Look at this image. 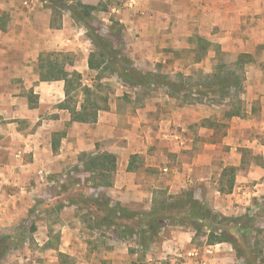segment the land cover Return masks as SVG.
<instances>
[{"label": "crops", "instance_id": "crops-1", "mask_svg": "<svg viewBox=\"0 0 264 264\" xmlns=\"http://www.w3.org/2000/svg\"><path fill=\"white\" fill-rule=\"evenodd\" d=\"M35 1L0 0V234L9 236L10 242L6 254L10 258L0 257V264H87V251L98 255L97 264H130L129 247L141 250L136 241L118 238L113 227L94 226L91 229L106 234L102 230L112 229L110 237L96 241L100 250L96 254L84 236L89 228L85 221L88 210L61 198L62 194L53 197L55 191L47 192L71 178L77 184L87 181L90 170L85 164L90 155L107 152L116 158L112 185L96 182L89 189L96 191L94 197H107L110 204L131 209L152 202L153 193L160 189L177 193L186 183L202 186L216 161L223 162L221 169L233 166L237 171L246 146L238 149L247 142L262 157V167L253 164L247 175L236 176L231 192L225 194L242 203L247 196L261 193L262 186L255 179L264 170V51H258L260 47L264 50V0H122L118 9L111 7L119 35L122 33L119 48L132 62L137 58L172 62L170 52L180 48L195 54L192 66L196 68L189 71L176 66L172 75L153 71L168 80H178L177 75L182 74L193 82L199 73L211 74L215 64L202 71L198 67L205 58L212 61L219 51L232 64L240 56H248L240 67L241 115L227 119L221 141L204 140L203 149L187 160L182 157L196 138L187 128L207 121L204 108L216 105L208 98L175 105L182 93L173 97L163 87L149 90L161 91V103L154 102L158 95L152 96L153 102L150 96L144 106L116 100L99 110L92 122L70 121V113L62 106L64 79L40 80V57L47 54L40 51L82 52L81 66L75 55L63 59L62 76L83 75L90 70L87 59L91 50L81 44L90 45V41L81 37L83 26L69 14L61 27L50 28V10ZM197 37L209 44L195 62ZM199 128L204 137L215 134V128L208 125ZM251 179L255 181L252 189L246 184ZM31 220L32 226L27 228ZM176 234L165 238L162 248L177 252L191 244L188 231ZM196 252L193 249L188 254ZM201 252L210 254L209 264H229L233 255L226 243L206 245ZM166 253H146L144 259L147 264H166L162 261ZM64 259L70 262L64 263Z\"/></svg>", "mask_w": 264, "mask_h": 264}, {"label": "rangeland", "instance_id": "rangeland-1", "mask_svg": "<svg viewBox=\"0 0 264 264\" xmlns=\"http://www.w3.org/2000/svg\"><path fill=\"white\" fill-rule=\"evenodd\" d=\"M24 1H34L35 0H24ZM38 4L42 6V8L49 9L51 12V17L53 18V24L56 26V28L53 29H58V27H61L62 25V20L64 17L66 18V15L69 14L67 11H64L62 9H57L53 10L51 8V5L47 0H37ZM83 3L87 4H92V5H97L98 10L94 11L91 16V23L94 28L97 29L100 35L105 36L109 38L116 47H119L120 45V37L122 38V33L121 36L119 34H114L110 32L115 30L117 28V25L115 24V20L113 19V15L111 13V7H115V9H118L121 5H123L122 0H83ZM115 21V22H114ZM78 26H81L77 24ZM76 28V27H75ZM113 30H112V29ZM83 30L85 31V28L83 27ZM74 33V31H72ZM120 36V37H119ZM83 39H88L86 34L84 33V37L81 36ZM198 38V37H197ZM82 39V40H83ZM89 40V39H88ZM194 42H196L195 38H192ZM90 41V40H89ZM191 45V44H190ZM196 46V53L198 52V55H200L203 51H201L200 47L198 46L197 42L195 44ZM82 48L85 46L86 48L92 49V44L90 41V45H87L86 42L85 44H81ZM89 46V47H88ZM215 50H217L216 46L213 47ZM190 49H185V48H180L178 50L170 52V55L172 58L171 61H166L165 63H159L158 61H151V60H144L137 58L136 60H133L132 64L129 67H132L134 69L139 70L140 72H152L154 70H160L162 72H168L169 75L172 70H175V68H181L185 71H189L193 68V58L194 55ZM258 51H264L263 47H260ZM41 53H60L57 57L59 60L66 59L68 56H73L75 58L76 63L81 66L82 62V52L78 53H65V52H60V51H47L43 50L40 51ZM65 56V57H63ZM258 56V55H257ZM45 57V55L43 56ZM63 57V58H62ZM262 57V56H261ZM259 58V57H258ZM248 59V56H243L242 61H245ZM171 62V63H170ZM218 62H223L226 64H232L228 62H232V59L226 57L224 54H222L219 51V55H217L212 61L206 60V58L203 60L202 65L198 67V70H203V68H208L209 66H213L214 64L216 65ZM214 65V66H215ZM174 66H176L174 68ZM193 67V68H192ZM232 67V66H231ZM233 68V67H232ZM240 67L237 68V71L240 74ZM157 72V71H155ZM199 73V72H198ZM157 74V73H155ZM81 82L85 85L91 86L93 90V94L96 95L94 97L91 95V100L89 102H97L101 107L106 106L108 107L109 104L114 103L116 100H122L125 104H129L130 102L133 103L135 106H144L145 101L150 97L151 101L154 100L152 99V96L158 95L157 99L154 100L155 103H161L162 101H159L158 99H161V91H146L143 90L140 87H132V86H127L126 84H122L121 81L114 75H108L104 74L102 79L98 78V71H93V70H88L81 75ZM187 81V80H186ZM190 82V81H189ZM157 88H163V87H157ZM160 95V96H159ZM72 100L77 101L78 103L82 101L83 96L79 93L78 90H73L71 92ZM193 99L199 100L198 96L195 94L192 95ZM206 98H202L201 100H204ZM188 98L186 100L179 98L176 100V103H173L175 105H180L182 103H186ZM153 102V101H152ZM188 105V104H185ZM228 104L222 103L219 105H216L214 107H211L209 109L204 108V112L208 113V118L207 121L201 120L198 124L195 125H190V127L187 128L188 133H191V136H195L196 138L193 140V148L188 152L187 154L183 155V159L187 160L190 157L194 156V154L197 153V151L203 149V141L208 140V141H215L219 140L221 141V137L223 132L225 131V127H223V124L227 122V118L224 117L225 111L228 109ZM152 114H154L152 112ZM214 124L213 128H215V134L211 137H204L202 134V131L200 130L199 127L201 125H210ZM201 132V133H199ZM199 134V135H197ZM243 146H246L244 150L246 152L243 153V163L239 165L238 170L235 173V178L238 176L241 178L244 175H247L248 171L252 167L253 164L257 165H262V157L258 153V151L254 148H248V143H242V146L238 149L243 150ZM220 149H224V147H220ZM168 167L169 164L166 163ZM213 173L211 174L210 178L206 182H202V186H197L195 184L191 183H186V186L184 189L179 190L177 193H172V192H167L166 190L160 189L157 190L153 193L152 196V202H147L145 204H142L139 207H131L130 210H137L140 214H144L145 216L148 215L150 217L156 216L160 214V209H159V202L161 203L163 200H167V197H173V198H182L184 199L183 209L180 211L175 210V216H179V218H182L184 220H192L189 219L191 217V204L187 201V197L185 196V192L189 193L191 192L193 197L202 201L203 203H206L209 208L213 212L219 213L222 216H225L227 218L230 217H239L243 215H249L254 218V223H255V230H253L250 234H248L245 238H241L239 234L236 231V227L234 225V222L231 221H221V224L218 225L219 228H225L228 234L230 235V238L233 240V245L230 243H226L231 246V252H232V258L229 262V264H264V170H260L259 172L261 175H258L256 177V182L260 183L262 186V191L258 196H247L245 201L240 203L239 201H236L235 198L231 199V195L225 194V193H220L218 189L220 187H224L226 189V179L223 178V181L220 182V174H221V168L223 167V162L216 161L215 164L213 165ZM262 167V166H260ZM96 164L91 163L90 164V175L88 178V182L84 181L83 184L80 182V184H77V181L73 178L68 180L62 187H57L55 190L52 188L51 190L47 191L48 194L54 193V196L61 195V198L67 199L68 201H75L77 202V205L80 207H85L88 210V217L85 220L86 223L88 224L89 228L88 230L85 231L84 236L89 240V243H92V247L94 251H96V254H99L100 250L97 249L96 246L99 244L97 242H103L104 239H102L103 236L105 238L110 237L109 234L112 231V229L105 228L102 230L103 232L106 231V233H102L99 229H91V227H94L93 224L94 222L97 221L101 216L105 215L106 206H96L95 203H90L88 202L87 199L92 198L94 200L97 197H94L96 191H90L89 189L94 186L96 182L99 181V177L96 176ZM95 169V170H94ZM94 172V173H93ZM169 175V172H166ZM190 177V176H189ZM96 180V181H95ZM242 184H245L244 181H241ZM253 182L254 179L246 184L247 186L252 189L253 187ZM187 190V191H186ZM189 191V192H188ZM182 196V197H181ZM52 197V198H53ZM55 200H59L56 198ZM155 202V204H153ZM101 202H104V197ZM48 204L47 202H45ZM54 203V202H51ZM57 205V204H56ZM89 207V208H88ZM108 220L110 218L108 217ZM144 219L138 216V214L135 216V218L132 219H122L119 221L122 224H128L129 226L133 228H139L141 222ZM167 220H165V226L162 228L160 234L154 239V241L149 244L146 250H135L133 247H129V255L132 258L130 261V264H147L145 259H144V254L150 253L151 255H154L158 250L167 252L166 257L162 259L163 262H167L166 264H209L206 261L208 259V256L210 255L209 253H203L201 250L206 246L204 244L205 242V237L199 236L196 239L192 240L194 236V231L190 227H185L182 226L181 224H171ZM32 220L28 222L26 225L27 228H30L32 226ZM208 223V222H206ZM178 231H188L191 235V244L187 245L185 247H182L179 249V251H175L174 249H169V248H162L161 243L164 241L165 238H169L171 236L177 235L176 233ZM207 233V230L204 229V234ZM27 238L29 237L28 235L26 236ZM20 238V237H19ZM130 243L133 241H137L136 237H132L129 239ZM97 241V242H96ZM181 242V241H180ZM88 243V245H89ZM96 244V245H95ZM140 247V246H138ZM88 248V247H87ZM90 248V249H91ZM193 249L197 250L193 255H189V251H193ZM201 249V250H200ZM88 250V249H87ZM136 251V252H135ZM23 252H25L23 250ZM88 254L85 256V261L87 264H97L98 262V255L93 256L91 253L89 254V251H87ZM217 252V251H214ZM9 254V253H8ZM7 254V255H8ZM13 254V252H12ZM16 254V252L14 253ZM136 254V255H135ZM206 254L207 257H206ZM3 256L2 259L7 261L9 256ZM135 255V256H134ZM92 259V260H91ZM70 259H64V263H69ZM203 262V263H202ZM2 263V262H0ZM105 264V263H104ZM212 264V263H211ZM224 264V263H223Z\"/></svg>", "mask_w": 264, "mask_h": 264}, {"label": "trees", "instance_id": "trees-1", "mask_svg": "<svg viewBox=\"0 0 264 264\" xmlns=\"http://www.w3.org/2000/svg\"><path fill=\"white\" fill-rule=\"evenodd\" d=\"M47 1L51 5L52 11L57 9L67 11L76 24L85 28V34L92 44V49L87 59L88 67L90 70L98 71L99 79H102L104 74L115 75L127 86L140 87L146 91L156 89L158 86L166 87L171 96L178 98L179 94L182 93L183 99L186 100L188 98L187 101L189 103L193 100H197L192 98L194 94L199 97V100L208 98L214 105H219L226 101L228 109L224 113L225 118L228 119L232 116L241 115L242 101L239 95L242 91L243 79L241 74L237 71V68L242 67V57L246 55L240 56L234 64L218 62L214 66V71L211 74L202 75L199 73L200 77L193 82L186 81L182 74L177 75L178 80H168L162 75L151 72H140L137 69L129 67L132 61L119 47H116L109 38L100 35L97 29L93 27L91 16L94 11L98 10L97 5L83 3V0ZM50 28H56L53 24V18L50 22ZM110 32L112 35L114 34L113 32H115L114 35L119 34L120 27L115 28L113 31L110 30ZM197 44L204 53L209 43L198 38ZM59 54L60 53L52 52L47 53L45 57H40V80L52 81L63 78L65 81V100L62 106L70 113V121H94L97 112L106 109V106L101 107L97 102H89V100H91V95L94 97H96V95L93 94L91 86L81 82L82 76L79 73L73 72L70 77L62 76L63 59L59 60L55 58ZM201 55H198V52L196 53L195 62L201 60ZM73 90H78L83 96L81 102L78 103L72 100L71 92H73ZM208 126L213 127L214 124L211 123ZM223 127H226V123L223 124ZM91 163L97 166L96 176L99 177L97 184L106 186L112 185L113 171L116 163L115 155L107 152L90 155L87 157L85 164L89 170ZM235 172L236 168L233 166H226L221 170L220 182L223 181V178L226 179V189L220 187L218 189L220 193L231 192L234 186ZM185 196L192 207L191 217L189 218L192 219L191 221L175 216V210L178 212L183 209L182 203H184L185 198L182 200V198L167 197V200L158 203L160 214L152 217L140 214L137 210H130L121 206L119 203L110 204L107 197H105L104 202H101L103 197L101 200H97L96 198L94 200H92V198L87 200L90 203H95L96 206L101 205L107 207L105 215L95 221L93 226L97 227L103 225L113 227L116 236L123 240L136 237V243L143 251L146 250L148 248L147 246L160 234L162 228L165 226V220L171 224H181L182 226L190 227L194 231L192 240L199 236H203L205 237V245H214L218 243H230L233 245V240L230 238L226 229L218 227L221 221L228 220L234 222L236 231L242 239L255 230L254 218L249 215L227 218L219 213L215 214L206 203L194 198L191 192H185ZM155 202L156 201H154L153 204H155ZM137 214L144 219L137 229L128 224L119 222L122 219L135 218ZM108 217L110 220H108ZM204 229L207 230L205 234ZM9 249V236L0 234V257L6 255Z\"/></svg>", "mask_w": 264, "mask_h": 264}]
</instances>
